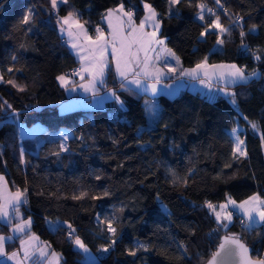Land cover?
I'll list each match as a JSON object with an SVG mask.
<instances>
[{"label": "trees", "instance_id": "16d2710c", "mask_svg": "<svg viewBox=\"0 0 264 264\" xmlns=\"http://www.w3.org/2000/svg\"><path fill=\"white\" fill-rule=\"evenodd\" d=\"M122 2L132 8L135 19L143 3H150L162 19L159 35L166 45L182 62L199 60V53H191L203 30L197 5L209 8L214 0H182L171 15L168 0ZM220 2L227 12L215 13L230 32L215 48L224 60L259 73L247 82L226 83L236 105L224 94L208 97L188 86L173 95L138 92L124 85L109 63L103 86L113 88L123 105L109 98L102 106L60 110L67 93L57 76L78 60L60 39L49 0H0V72L5 80L14 78L25 87L19 91L0 83V170L13 186L27 189V203L20 206L32 221L27 232L60 252L61 264H203L224 233L239 236L252 256L264 258V221L248 227L233 210L231 223L221 228L206 207V202L217 205L227 197L264 195V0ZM118 3L121 0H69L59 15L75 9L92 33L102 23L104 10ZM28 8L34 13L32 30H24L29 25L16 30ZM236 15L243 18V43L260 60L242 47V29L232 26ZM253 25L256 30L249 31ZM8 67L13 72H6ZM150 103L158 119L148 115ZM17 121H40L44 128L21 136ZM235 123L241 125L245 156L233 155L230 129ZM65 132L67 140L61 135ZM81 192L87 195L75 199ZM112 216L117 242L104 252L110 239L105 218ZM52 220L55 226H50ZM68 225L92 248L95 259L81 258L66 235ZM9 226L0 220V233H8ZM20 237L13 235L5 250L17 247ZM137 242L147 250L137 248ZM130 250L136 255H129Z\"/></svg>", "mask_w": 264, "mask_h": 264}, {"label": "snow or ice", "instance_id": "6c2138e0", "mask_svg": "<svg viewBox=\"0 0 264 264\" xmlns=\"http://www.w3.org/2000/svg\"><path fill=\"white\" fill-rule=\"evenodd\" d=\"M182 0H168V14H173L178 12L179 9L176 8L177 5H180ZM191 2V0H189ZM214 2L223 8L220 0H214ZM51 13L55 14L56 24L59 26V31L62 35L67 36V44L70 45L71 49L74 50V54L78 56L81 63V68L76 71L74 70L68 74H62L57 76V80L60 82L62 87H65L66 90H75L77 87V83L68 79L69 76H79L81 80H84V76L81 73L88 74V83L87 84H79L78 86L83 89L84 92L90 93L93 97L99 95V91L97 88V84H104V76L105 69L109 67L110 61L107 58L109 49L111 50L112 60L115 62V70L119 74L120 77L127 80L128 73H132L134 77L143 76L144 80L147 81L151 79L152 83H142V80L139 78H133L129 81L131 84H135L137 88H142L145 92L151 90V92L155 95L158 91L157 85L160 84L162 77L166 76L167 73L164 72L161 68H156L154 64V58L149 55L150 52H156V45L161 46L159 51H165L163 45L165 43L164 39L158 36L160 31L162 19L157 13L156 9L150 3L144 2L143 8L145 10V15L143 19L137 24L133 19L134 12L130 9H125V6L121 0V3L115 9H108L106 11L103 19L107 22L108 28L110 32L108 35H105V32L102 28L96 27L95 31L97 33L95 39L88 35L87 29L84 26V23L81 22L80 13L75 9L68 11L66 16L59 15V8L61 5H68L69 0H49ZM197 19L202 23L203 31L200 33V37L203 39L208 35H216L217 36V45H222L224 40L222 37L225 33L230 32V28L224 27L220 22V16L213 12L212 9L206 8L203 3L197 5ZM224 12H227V9H223ZM209 16V19L205 20V15ZM34 13L31 8L26 10V13L23 15L22 19L19 21L16 26V30L20 29V26L29 25L28 28L24 29L26 32H30L31 26L30 22ZM116 16L118 20H120V24L114 26L111 23L112 17ZM214 17V19L212 18ZM242 17H236L235 20L232 21V26L241 27L240 36L242 38V47L246 51H250L248 45L243 43V37L246 33L243 31L242 27ZM146 27H150L151 31H146ZM231 27V26H230ZM256 30V26L253 25L249 31L254 32ZM21 47H24L21 45ZM168 51V56L173 58L176 64H179V57L175 55V53ZM81 53H85L81 55ZM141 53L143 55H141ZM254 59L260 60L261 57L256 55L255 52L252 53ZM12 61L17 60L16 55H12L10 57ZM160 57L157 55L155 60H159ZM87 61V63H83ZM171 61H165V67L168 70V73L174 72L175 68L170 66ZM208 68L207 57L200 63H197L195 67L186 69L182 72V75L188 76L191 79L199 80L200 83H205L203 77L208 76ZM213 75L216 76L217 73L215 69H222L219 72L217 78L225 81H230L231 83L236 82H247L249 79L257 77L259 73L256 71H252L250 73H246L245 68L238 67L236 64L230 65H212ZM137 69H139L137 71ZM19 69H17L18 71ZM226 70V71H223ZM6 72H13L12 67H8L5 69ZM0 83H7L17 88L19 91H24L25 87L23 85L17 84L15 79H4V73L0 72ZM165 87L171 88V85H166ZM111 95L115 97V92H112ZM233 97L232 103H235V93H226ZM117 101L123 105V101L119 100V97H116ZM7 103V102H3ZM10 107V105H9ZM149 112L153 120L158 119V110L155 107H150ZM251 127L253 129H257V125L255 123L250 122ZM232 135L234 137L235 151L233 155L235 156L237 153L239 156H245L246 151L242 149V145L244 141L240 139L238 135L239 129L233 128L231 130ZM64 140H67L68 136L64 133L61 134ZM61 150L67 151L63 144H61ZM21 157H23L24 149H20ZM59 155V153H56ZM171 175L173 177L176 176L175 172H172ZM100 179L99 176L96 177ZM0 182H4V177L0 176ZM175 182V181H174ZM186 182V181H185ZM3 190H6V182L4 184ZM27 189L21 191L17 189V191L12 195L10 200H6L5 197L0 194V200L5 201V203L0 204V220H4L11 225L12 218L9 216L8 208L11 207L13 213H19V208L21 204L27 203L25 198V193ZM87 195L85 192H81L80 196L74 197L75 199H79L82 196ZM104 196L108 195L107 190L103 193ZM100 197H93V199H98ZM231 206L232 210H229ZM206 207L210 210V212L214 215L215 220L218 224V227L226 228L229 223L232 221L233 210L239 211L243 213V216L246 217L244 223L248 225V227L253 226L258 221H264V198H261L259 195H253L249 197L248 200L243 201L240 204H237L235 200H232L230 197L226 198L225 203H221L218 205H214L211 202H206ZM106 219V229L105 231L110 234V239L108 240L107 246L102 248V251L108 252L109 248L116 244L117 228L113 227V221L116 219L115 216L105 218ZM97 222L100 223L101 218L97 216ZM31 218L27 220L21 219L19 223L12 225L13 233H25L26 229H29L31 226ZM69 229L68 235L69 238L72 239L73 244L82 250L83 253H89V248L84 243V241L75 234V229H72L71 225L67 226ZM13 236L0 235V257H4L6 259L0 260V264H7L8 261L16 260L18 253L13 252L8 254L5 251V244L7 241L12 240ZM23 245V241L21 242ZM225 245H228V248L225 249ZM137 248L147 250V245L137 242ZM221 252H225L226 255H230L232 257L239 258V264H264V259H259L257 261L251 260L249 257V249L248 247L241 241V239L235 235L226 236L224 238V242L219 245V250L213 254L210 264H217V257L221 255ZM41 255H47L43 251H41ZM129 255L135 256L136 250H130ZM24 258H28V253L25 250ZM19 264V261H17ZM58 264V262H57Z\"/></svg>", "mask_w": 264, "mask_h": 264}, {"label": "rangeland", "instance_id": "374dc122", "mask_svg": "<svg viewBox=\"0 0 264 264\" xmlns=\"http://www.w3.org/2000/svg\"><path fill=\"white\" fill-rule=\"evenodd\" d=\"M209 38H210V40H213V41H210L211 46L215 44V47H216L217 36L210 34ZM197 40H202L201 37H200V34L198 35ZM169 50H171V52L174 53V51H172V49L169 48ZM215 50H217V49L215 48ZM212 53H217V51H214ZM166 55H168V52H167ZM107 58H108L109 61H111L112 57H111V50L110 49H109ZM179 60H180V58H179ZM207 64L209 65V68H208V76L204 77L205 83H200L199 80L191 79L190 77L185 76V75H177L176 77L172 78L170 80V82H173V84H177L175 82L176 80L177 81H181L183 83L182 85H187L189 88H193V89H199L200 91L205 92L208 97H213V96L217 95L218 93L224 94V95H226V93H232L231 87L226 85V83H231V82L230 81L221 80V79L217 78L219 72L222 71V69H215V72L217 73V75L214 76L213 75V69L211 68V66L212 65H230V64H236L238 67H241V66L237 62L226 61L224 59H217L215 61H209V62L207 61ZM190 68H191V66L187 65L184 70L190 69ZM223 71H226V70H223ZM246 73H249V72H246ZM88 79L89 78L86 77V78H84V80H81L80 82H78L77 83V88H80L78 86L79 84H87L88 83ZM97 88H98V91H99V95H97L95 97H93L91 95V100L90 101L87 100V101H89V103H91V104L92 103H96V105H99V104L103 105V101H104L103 97H105L106 99L108 97H110V96H107L108 94H105V92H113V91H112L111 87H106V88L103 87L105 89L102 90V86H100V84H97ZM80 92L82 94L84 93L82 88H80ZM226 96L232 102L233 97H231L229 95H226ZM98 99L100 101H102V102L98 103L97 102ZM151 104L152 103H150V105H149V107L147 109L149 116H151L150 112H149V108L153 107V104L152 105ZM233 104L236 105V101ZM37 124H42V122L38 121ZM233 128H238L239 129V128H241V125L239 123H235L234 126L230 129V131ZM17 129H18L19 135L22 136V135L30 134L31 131H36L37 130V126L33 127V125H26V124H24V123H22L20 121H17ZM64 134H67V132H65ZM238 135L240 136V139L243 140V137L239 133H238ZM233 140H234V137H233ZM234 148H235V144H234ZM242 149H244L243 145H242ZM0 176L4 177V182H0V194H2L5 197L6 200H10L12 195L19 188L15 187V186H13L12 184L9 183L8 177H7L6 173L3 170H0ZM5 182H6V190H3ZM261 198H264V195ZM3 203H5V201L0 200V204H3ZM8 211H9V216L11 218L14 217L15 219L12 218L11 225L9 226L10 231L8 233H6V232L0 233V235H4L5 237L16 235V233H13V231H12V225H15L16 223H19V221L21 219L26 220V217H27V216H25V217L23 216L21 208H19V213H13L11 207L8 208ZM16 218H18V219L16 220ZM2 221H4V220H2ZM49 224H50V226H55L56 225V221L52 220V221L49 222ZM105 224H106V222H105ZM27 231H28V229H26L25 233H19V234H21V237L19 238L17 247H15V248H13L11 250H5L8 254H11L13 252L18 253V256H17L16 260L8 261L10 264H17V261H19V264H57V262H58V264H61L60 252H58L54 248H51V246L48 243V241L43 240V239H40L36 243L30 244L31 241L27 239V237H28L27 235H28V233H30L32 231H30V232H27ZM22 238H23L22 241L24 242L23 245L21 243V239ZM26 239H27V241H26ZM72 245L74 247H76L73 244V242H72ZM87 247L90 250L89 253H83L82 250H80L78 247H76V248H78L81 251V254H82L81 258L83 260L95 259L97 257V255L92 251V248H90L88 245H87ZM25 250L28 253V258L27 259L24 258V253L23 252H25ZM41 251H43L47 255H43L42 256L41 255ZM4 259H6V258L0 257V260H4ZM139 264H146V263H139Z\"/></svg>", "mask_w": 264, "mask_h": 264}, {"label": "crops", "instance_id": "0c3cea01", "mask_svg": "<svg viewBox=\"0 0 264 264\" xmlns=\"http://www.w3.org/2000/svg\"><path fill=\"white\" fill-rule=\"evenodd\" d=\"M119 4H120V3H118V4H116V5H113V6H109V7H107V8L104 10L103 15H102V23H100V24L98 25V27L102 28L103 30H104V28H107V29L109 30V32H110V29L108 28L107 22L103 19V17L105 16L106 11H107L108 9H115V8L118 7ZM125 9H126V8H125ZM126 10H127V9H126ZM67 13H68V12H65L64 14H60V16H66ZM157 13H158V12H157ZM144 15H145V10L143 9V12H142V14L140 15V17H139L138 19H135V18L133 17V19H134V20L136 21V23L138 24V23L140 22V20L143 19ZM55 19H57V17H56ZM81 22L84 23L82 20H81ZM120 22H121V21L118 20V19L116 18V16H113V17H112L111 23H112L114 26L119 25ZM84 26H85V28L87 29V33H88V35L91 36L93 39H95V37H96V35H97L96 31L94 30V31L91 33V32L88 30V28L86 27L85 24H84ZM56 28H57L58 32L60 33V31H59V26H58L57 24H56ZM151 30H152V29H151L150 27H146V31H151ZM104 32H105V31H104ZM109 32H108V33H109ZM108 33L105 32V35L107 36ZM60 35L62 36V38H63L64 42L66 43L67 47L69 48V50L74 54V50L71 49L70 45H68L67 42H66L67 39H68L67 36H66V34H65V35H62V34L60 33ZM158 36H159L160 38L164 39V41H165V38L162 37V36H160L159 33H158ZM201 39H202V38H201ZM210 41H213V40H210L209 35L206 36V37H204L202 40H196L195 43H194V45L192 46L191 53H192V54L199 53V56H200V57H199V60H197V61L186 60V61H184V62H182L181 60H179V64H176L173 58H171V57H169L168 55H166L167 52H168L167 50H169V48H168V46L166 45V43H164V45H163L165 51H162V52L159 51V49H160L161 46L156 45L155 47H156L157 51H156V52H150L149 55L152 56V57L154 58V64H155V67H156V68H161V69L164 70L165 73H167L166 76L162 77L160 84L157 85V88H158V91H157V92H162V91H163L164 93H167V94H169V95H173V94L176 93L181 87L187 86V85H182L183 83H182L181 81H177V80L175 81L177 84H173V82H170V80H171L172 78L176 77L177 75H182V72H183V70L186 68L187 65H190L191 68H192V67H195V65H196L197 63H200L201 61H203L205 57H207V61H208V62H209V61H215V60H217V59H223L222 56H221V54H220V52L217 51V50H215V44L211 46ZM214 51H217V53H212V52H214ZM84 54H85V53H81V55H84ZM74 55H75V54H74ZM141 55H143V54L141 53ZM157 55H159V57H160L159 60H155V57H156ZM175 55H176V54H175ZM176 56H177V55H176ZM75 57H76V59L78 60V63H77V65H76V67L74 68V70L78 71V70L81 68V63H82V62L79 60V58H78L77 55H75ZM177 57H178V56H177ZM166 60L171 61L170 66L173 67V68H175V71H174V72L168 73V70H167V68L165 67V61H166ZM83 63L86 64L87 61H84ZM110 64L112 65V68H113V70H114V72H115L116 77H117L120 81H122V82L124 83V85L129 86L130 88H132V89H134V90H136V91H138V92H145V91H144L142 88H137V86H136L135 84H131V83H129V81L132 80L133 78H139V79H141V80H142V83H149V84L152 83L151 79H148L147 81H145L144 78H143V76H141V77H134L132 73H128V79L125 80V79H123L122 77H120L119 74L116 72V70H115V62L112 60V58H111ZM74 70H73V71H74ZM138 70H139V69H137V71H138ZM73 71H71V72H73ZM71 72H69V73H71ZM105 72H106V69H105ZM62 74H68V73L63 72V73H61V74H59V75H62ZM59 75H58V76H59ZM81 75H83L85 78L88 77V74H87V73H81ZM88 78H89V77H88ZM68 79H70V80H72V81H74V82H76V83H78V82L81 81V79H80L79 76H69ZM203 79H204V77H203ZM58 82H59V81H58ZM59 83H60V82H59ZM60 85H61V84H60ZM103 85H104V84H103ZM103 85H100V86H102V90H104V89L106 88V87L103 88V87H104ZM166 85H171V88L165 87ZM177 85H178V86H177ZM98 87H99V86H98ZM64 88H65V87H64ZM111 89H112V91L114 92L113 88H111ZM198 90H199V89H198ZM65 91H66V93H67V97H66L63 101L60 102V104H59V108H60V110H68V109H72V108H76V107H93V106H102V104L96 105V103H92V104L89 103V101L91 100V94H90V93H86V92H84V93L82 94V93L80 92V88H77V87H76V89H75L74 91H73V90H66V88H65ZM111 93H112V92H105V94H108L107 96H110V97H108L107 99H109V98H114V99H116V97H118L116 94H115V97H113V96L111 95ZM147 93H150V94L154 95V94L151 92V90L147 91ZM144 97H146L145 94H144ZM103 99H104V101H103V104H104L106 98L103 97ZM87 100H89V101H87ZM119 100L122 101L121 98H119ZM97 102H98V103H101L102 101H100V100L98 99ZM123 104H124V102H123ZM37 123H38V121H36V122H34V123L31 124V125H33V127L37 126V130H36V131L41 130V129L44 128V124H43V123H42V124H37ZM38 125H39V126H38ZM39 128H40V129H39ZM36 131H31V133H35ZM243 147H244V145H243ZM243 150H244V149H243ZM8 181H9V183L11 184L9 178H8ZM253 195H258V194H257V193H252V194H250V195H248V196H246L245 198L240 199V200H235V199H233V198H231V197H230V198H231L232 200H235V201L237 202V204H240V203H242L243 201L248 200L249 197H251V196H253ZM259 196L262 197L261 195H259ZM227 198H228V197H227ZM225 202H226V199L220 201L218 204L225 203ZM218 204H217V205H218ZM229 209L232 210V209H231V206H230ZM236 212L240 213V214L243 216V213H241V212H239V211H236ZM27 218H30V217L27 216V217H26V220H27ZM243 218L246 220V217L243 216ZM17 219H18V218H16V220H17ZM19 222H20V221H19ZM27 236H28L27 239L31 241L30 244H32V243H36V242H38V241L41 239V238H40L35 232H33V231L30 232V233H28ZM23 238H24V237H23ZM23 238L21 239V242H22ZM27 239H26V241H27ZM24 240H25V239H24ZM23 253H24V252H23Z\"/></svg>", "mask_w": 264, "mask_h": 264}, {"label": "water", "instance_id": "95a60500", "mask_svg": "<svg viewBox=\"0 0 264 264\" xmlns=\"http://www.w3.org/2000/svg\"><path fill=\"white\" fill-rule=\"evenodd\" d=\"M233 235H235V234H232V233H224V234H222L221 237H220V240L218 241V243L216 245V247L212 250L211 254L208 256V258L205 260V262L203 264H210V261L212 259L213 254L216 253L219 250V245L224 242V238L226 236H233ZM235 236H237V235H235ZM237 237H239V236H237ZM241 241L248 247V249H249V257L251 258V260L257 261L259 259H264L261 256L260 257L252 256L250 254L249 245L246 244L242 239H241ZM227 248H228V245H225V249H227ZM217 264H239V258L238 257H232L230 255H226L225 252H221V255L219 257H217Z\"/></svg>", "mask_w": 264, "mask_h": 264}, {"label": "built area", "instance_id": "2783aa9c", "mask_svg": "<svg viewBox=\"0 0 264 264\" xmlns=\"http://www.w3.org/2000/svg\"><path fill=\"white\" fill-rule=\"evenodd\" d=\"M221 5L223 6V8H221L220 6H218L217 4H212V5H210L209 6V8L210 9H212L213 10V12H217V11H223V9H227L228 7L224 4V3H221ZM128 9H132L131 7H128ZM236 17H239L238 15H236ZM104 31L106 32V33H108L109 32V30L107 29V28H104ZM60 39H63L62 38V36H61V38ZM249 49H250V53H253L254 51L250 48V47H248ZM256 53V52H255ZM256 55H258L257 53H256ZM252 56H253V54H252ZM76 67V65L75 66H69V67H67L63 72H66V73H69V72H71V71H73L74 70V68ZM66 235L67 236H69L68 235V232H69V229H68V227L66 228Z\"/></svg>", "mask_w": 264, "mask_h": 264}]
</instances>
